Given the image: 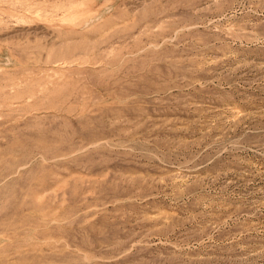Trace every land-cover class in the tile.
<instances>
[{
	"label": "rangeland",
	"instance_id": "rangeland-1",
	"mask_svg": "<svg viewBox=\"0 0 264 264\" xmlns=\"http://www.w3.org/2000/svg\"><path fill=\"white\" fill-rule=\"evenodd\" d=\"M263 201L264 0H0V264H264Z\"/></svg>",
	"mask_w": 264,
	"mask_h": 264
},
{
	"label": "bare ground",
	"instance_id": "bare-ground-1",
	"mask_svg": "<svg viewBox=\"0 0 264 264\" xmlns=\"http://www.w3.org/2000/svg\"><path fill=\"white\" fill-rule=\"evenodd\" d=\"M257 40V39H256ZM259 40V39H258ZM249 102H251V101H249ZM248 102V103H249ZM261 115V114H260ZM222 199V198H221ZM208 200V199H207ZM212 200V199H211ZM214 200V199H213ZM214 201H216V199L214 200ZM218 201V200H217ZM222 201V200H221ZM262 202V201H261ZM260 202V203H261ZM264 202V201H263ZM206 203V202H205ZM228 203V202H227ZM226 203V204H227ZM246 203V202H245ZM221 202H220V205H219V202H218V205H219V207L221 208ZM226 204H222V207L223 208H221V215L220 216H217L216 218V220H218V222L220 223V224H224V223H229L230 222V220L231 219H233V218H238V216L240 217V215L244 212V210H239V209H236V210H233V208H231L230 206H228V205H226ZM252 204V203H251ZM206 205H207V207H210V208H212V210L213 209H215L216 207H215V204H214V202H209V203H206ZM262 205V204H261ZM245 206H247V205H245ZM206 207V206H205ZM239 207V206H238ZM258 207V206H257ZM240 208V207H239ZM257 209V208H256ZM204 210V209H203ZM255 214V213H254ZM243 215H244V213H243ZM242 215V216H243ZM249 215V214H248ZM248 215H246V216H248ZM210 216V215H209ZM245 216V217H246ZM210 218V217H209ZM240 218H242V217H240ZM258 218V217H257ZM256 221V220H255ZM252 222H254L253 220H252ZM251 222V223H252ZM239 223V222H238ZM256 224H259L258 222H255ZM231 224V223H230ZM254 224V223H253ZM260 225V224H259ZM243 226V225H242ZM248 226H249V224H248ZM219 228V227H218ZM256 229V228H255ZM251 232V231H250ZM240 234V233H239ZM260 252V251H259ZM259 256V255H258Z\"/></svg>",
	"mask_w": 264,
	"mask_h": 264
}]
</instances>
